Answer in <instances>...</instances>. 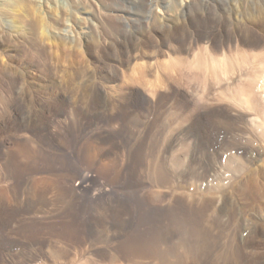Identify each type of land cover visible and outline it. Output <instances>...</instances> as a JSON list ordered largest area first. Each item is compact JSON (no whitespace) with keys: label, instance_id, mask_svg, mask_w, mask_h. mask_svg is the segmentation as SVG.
Masks as SVG:
<instances>
[{"label":"rangeland","instance_id":"374dc122","mask_svg":"<svg viewBox=\"0 0 264 264\" xmlns=\"http://www.w3.org/2000/svg\"><path fill=\"white\" fill-rule=\"evenodd\" d=\"M147 1L0 0V264H264V24Z\"/></svg>","mask_w":264,"mask_h":264},{"label":"bare ground","instance_id":"6f19581e","mask_svg":"<svg viewBox=\"0 0 264 264\" xmlns=\"http://www.w3.org/2000/svg\"><path fill=\"white\" fill-rule=\"evenodd\" d=\"M234 2L235 10L231 9L232 11L220 13L219 11H210L208 10V8H203L202 0H179L177 4L179 11L177 12V10L170 9V15L166 14L163 17L170 20V22V18H172V23L176 25V27H178L179 23L183 26H185L184 24L190 23L200 24L206 22L205 20L212 18L214 19L213 21H215L216 24L221 23L220 26L224 23L228 26H231V31H234L236 28L240 27L248 28L257 24H264V0H235ZM161 3L162 2L160 0H148L147 3L145 2L144 7L145 9L151 10L152 12L153 8H159V5ZM202 11L204 12V15L201 14ZM2 192L5 196H9L7 195V191L5 189H3ZM219 222H222L221 217L219 219ZM210 227H213V223H210ZM214 256L216 257L214 260H216L217 258V260H220V258H222L223 256V262H229L232 264H239L241 261V256L236 252L235 254L233 252H231L230 254L226 252L222 256L220 253H214Z\"/></svg>","mask_w":264,"mask_h":264}]
</instances>
